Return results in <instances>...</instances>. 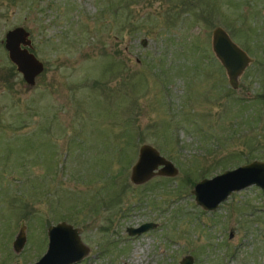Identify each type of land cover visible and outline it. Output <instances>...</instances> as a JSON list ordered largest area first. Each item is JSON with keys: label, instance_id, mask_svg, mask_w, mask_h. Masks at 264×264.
<instances>
[{"label": "rangeland", "instance_id": "obj_1", "mask_svg": "<svg viewBox=\"0 0 264 264\" xmlns=\"http://www.w3.org/2000/svg\"><path fill=\"white\" fill-rule=\"evenodd\" d=\"M15 25L43 64L30 87L2 42ZM215 25L252 57L235 88L210 47ZM143 142L177 172L132 183ZM254 158L264 160V0H0V264H32L57 221L88 247L70 264H176L185 253L264 264L258 186L212 210L190 191Z\"/></svg>", "mask_w": 264, "mask_h": 264}, {"label": "water", "instance_id": "obj_2", "mask_svg": "<svg viewBox=\"0 0 264 264\" xmlns=\"http://www.w3.org/2000/svg\"><path fill=\"white\" fill-rule=\"evenodd\" d=\"M9 61L27 87L34 83L35 76L43 69L42 62L30 50L29 32L21 25L8 28L2 38ZM140 43L145 44V38ZM210 47L222 65L228 84L235 88L238 77L252 61V57L237 44L220 25L210 31ZM177 172L173 162L159 153L153 145L143 142L137 148V156L130 166L129 180L134 184L143 183L153 175L171 176ZM254 184L264 194V160L250 161L226 168L210 177L195 181L190 189L195 202L203 209L212 210L224 200L231 191L239 190ZM154 221H143L135 226L127 225L128 234H137L153 227ZM78 227L65 221H57L46 228L47 243L44 252L32 264H70L81 259L88 247L81 242ZM25 241V225L20 222L17 232L11 241L12 249L17 252ZM176 264H193L190 253L181 255Z\"/></svg>", "mask_w": 264, "mask_h": 264}, {"label": "trees", "instance_id": "obj_3", "mask_svg": "<svg viewBox=\"0 0 264 264\" xmlns=\"http://www.w3.org/2000/svg\"><path fill=\"white\" fill-rule=\"evenodd\" d=\"M11 68H13V65H12V67Z\"/></svg>", "mask_w": 264, "mask_h": 264}, {"label": "flooded vegetation", "instance_id": "obj_4", "mask_svg": "<svg viewBox=\"0 0 264 264\" xmlns=\"http://www.w3.org/2000/svg\"><path fill=\"white\" fill-rule=\"evenodd\" d=\"M229 235H231V234L229 233Z\"/></svg>", "mask_w": 264, "mask_h": 264}]
</instances>
